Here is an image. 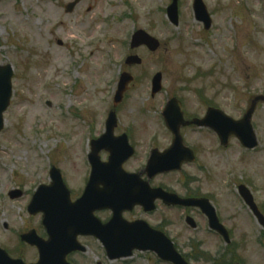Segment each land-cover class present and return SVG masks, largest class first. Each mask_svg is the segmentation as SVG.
Masks as SVG:
<instances>
[{"label": "rangeland", "instance_id": "1", "mask_svg": "<svg viewBox=\"0 0 264 264\" xmlns=\"http://www.w3.org/2000/svg\"><path fill=\"white\" fill-rule=\"evenodd\" d=\"M73 1L0 0V66L14 71L13 96L0 133V243L5 223L17 228L28 223L25 204L39 186L49 185L51 166L61 170L76 194L86 186L90 143L113 107L121 73L136 80L117 109L118 123L131 132L141 154L150 149L148 138L165 135L161 114L171 97L183 102L189 116H201L212 105L239 120L250 102L264 95V0H204L213 24L208 32L194 17L193 0L180 1L177 28L165 13L171 0H83L67 14L65 7ZM138 29L156 36L164 48L154 54L134 52L143 65L127 68L131 35ZM157 73L163 74V91L153 98ZM260 106L252 120L259 143L253 151L236 138L225 150L207 130L185 131V142L198 155L196 165L186 169L190 181L199 180L192 188L212 195L227 212L237 256L246 264H264V231L246 222L250 215L244 205V216H237L231 180L235 186L250 183L264 210ZM178 179L187 178L173 176L171 188H178ZM12 189L24 196L11 200ZM196 236L206 244L214 240L205 228L187 232L185 240Z\"/></svg>", "mask_w": 264, "mask_h": 264}, {"label": "flooded vegetation", "instance_id": "2", "mask_svg": "<svg viewBox=\"0 0 264 264\" xmlns=\"http://www.w3.org/2000/svg\"><path fill=\"white\" fill-rule=\"evenodd\" d=\"M103 119L101 120L100 136L106 132V121ZM164 134L163 137L155 136L148 138L145 144L150 145V149L141 154L138 152L133 135L130 132L119 131L116 127L113 139L126 136L128 145L135 149L134 155L127 159H123L126 154L122 151L124 153L120 158V161L124 160L122 168L128 173L137 175V183H140L148 194L145 195L146 202L144 201L134 205L130 209H125L117 219L113 220L115 213L111 209L96 210L93 213L94 217L101 225H107L114 221L113 227L116 228V234L120 241L122 239L126 242L131 241L132 236L129 233H132L131 226L139 234L143 232L147 240L153 238V231L163 234V236L172 240L175 248L190 264H214L213 254L216 246L225 248L223 256H233L230 253L236 245L233 237V225L224 217L226 212H223L221 207L214 203V199L207 195L204 196L199 189L192 188L193 185H198V177L191 181L189 179L183 183L178 179L177 189L171 188L168 184L170 182L169 179L176 175L185 174L188 179L186 169L192 165L185 164L180 172L173 173L153 175V172L147 171L146 166L150 160L152 150L158 149L160 152H164L172 145L173 137L171 133L166 132ZM100 157L101 161L107 164L110 153L102 151ZM155 189L176 193L183 198L200 199L207 197L216 210L219 223L227 229L231 243H227L225 236L210 229L209 219L201 210L170 206L157 195L154 191ZM79 197L80 195L77 194L75 196L72 192L71 202L74 203ZM25 213L28 217V223L25 222L23 227L17 228L9 225V223H5L2 228L4 237L3 242L0 243V264H112V262L107 260L101 242L95 237L84 235L86 231L83 228L89 223V217L77 215L73 219L67 215H62L52 218L53 235L51 236L44 226L43 214H31L28 211V206L25 207ZM187 223L190 226L197 225L194 233L197 231L201 232L205 227L207 230L206 234L214 238L213 242L206 244L196 236L197 243L185 245V234L190 231ZM93 242L97 244V247L94 249L92 248ZM91 251L93 257L90 256ZM235 256L236 254L234 253V257L230 260L231 264H242L239 261H234ZM154 257V253H140L136 251L130 260H119L116 263L137 264L138 260L145 258L147 259L146 262L150 264L151 262L153 263Z\"/></svg>", "mask_w": 264, "mask_h": 264}, {"label": "water", "instance_id": "3", "mask_svg": "<svg viewBox=\"0 0 264 264\" xmlns=\"http://www.w3.org/2000/svg\"><path fill=\"white\" fill-rule=\"evenodd\" d=\"M80 1L81 0H76L73 4H70L67 7V12L71 13L74 10L75 6ZM194 10L197 15V18L202 20L205 23L206 28H209L210 19H209V16L207 14L206 8L202 0H195ZM168 15H169L170 21L174 25L177 26L178 25V0H173L172 5L168 9ZM142 36L144 38H142ZM134 43H135L134 46H138L142 43H145L149 45L152 48V50H155L158 47V43L155 40L141 33L138 35V37L135 38ZM130 63L140 64V60L138 58H133L132 61L130 60ZM12 77H13V73L10 67H6V68L0 67V132L3 129V113L9 107L11 96H12V84H11ZM161 80H162L161 75H157L154 78L153 96H155V94L161 90ZM132 81L133 79L129 75H124L122 77V80L119 85V90L115 98V105H118L122 102L123 94L125 93L128 85ZM176 104L177 102L175 100L172 101L164 113V117H165L167 125L169 126V129L173 131L175 134L176 145L168 153H166L165 156H163L164 158L162 157V160L159 159L161 163L160 161H158L159 163L155 164V166L162 165L167 170L172 169V165L174 164L173 162L171 163L170 159L165 160L166 157L172 154L181 153V151L183 152V149L182 150L177 149V143L180 144V146H182V141L179 135V128H180V125L184 124V119H183V114L181 112L180 106ZM254 109H255V104L251 108V110L248 112L244 120L238 123L233 122L231 119L226 117L223 113L215 111L214 113H208V116L205 119V121L200 122L198 124L200 126L206 125V126L213 127L219 133L223 142H226L231 135H236L244 143V145L248 146L249 148H253L256 146V140H255V136L253 134L252 128L250 126V121H251V117L254 112ZM115 120H116L115 114L112 113L109 119L111 129L115 125ZM93 145H94L93 154L90 156V161L93 166L92 180L85 192L83 199L84 200L86 199V201H88V199L91 200L92 197L97 195V198H98L97 200H99V197L102 196L103 203L109 206L110 203H113L112 198L115 196L116 186L114 185L105 186V189L101 190V192L99 191L98 185L100 183V178H101V165L99 162L98 153L101 149L100 141L95 142ZM112 154H113L112 161H114L113 159H115L116 157V155H114L115 152L112 151ZM190 160L192 161L193 159H190ZM177 163H180V161ZM51 176L54 181L53 185L51 187H41L40 188L39 192L37 193V196L35 197V200H34L35 202L32 205L31 209L35 208V204L51 205L52 199L55 196L60 197L59 198L60 201L63 199L62 196H65V197L66 195L69 196V192L67 191L62 181L60 172L56 169H53ZM133 193L134 194L129 193V195L134 196V197L138 196V193L136 192H133ZM168 199L177 200L176 197L174 196L168 197ZM174 203H177V202H174ZM182 205L199 206L200 203L182 202ZM163 249L165 253L164 254L161 253V257L164 260L172 261L174 264H185V262L176 254L171 243L166 242Z\"/></svg>", "mask_w": 264, "mask_h": 264}, {"label": "bare ground", "instance_id": "4", "mask_svg": "<svg viewBox=\"0 0 264 264\" xmlns=\"http://www.w3.org/2000/svg\"><path fill=\"white\" fill-rule=\"evenodd\" d=\"M262 22L264 23V19H262ZM29 117H30V118L35 117V111H34V110H31V111H30V113H29Z\"/></svg>", "mask_w": 264, "mask_h": 264}]
</instances>
